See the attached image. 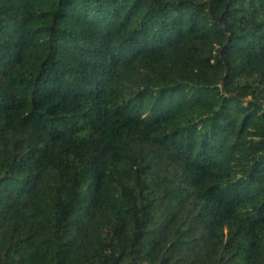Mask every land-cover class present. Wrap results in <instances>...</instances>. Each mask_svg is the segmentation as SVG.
<instances>
[{
  "label": "trees",
  "instance_id": "obj_1",
  "mask_svg": "<svg viewBox=\"0 0 264 264\" xmlns=\"http://www.w3.org/2000/svg\"><path fill=\"white\" fill-rule=\"evenodd\" d=\"M0 264H264V0H0Z\"/></svg>",
  "mask_w": 264,
  "mask_h": 264
}]
</instances>
